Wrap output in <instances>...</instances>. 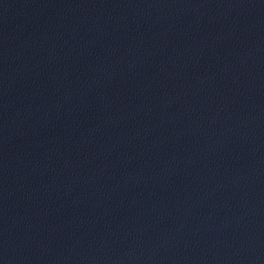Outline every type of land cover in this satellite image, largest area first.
Returning a JSON list of instances; mask_svg holds the SVG:
<instances>
[{"label": "water", "instance_id": "1", "mask_svg": "<svg viewBox=\"0 0 264 264\" xmlns=\"http://www.w3.org/2000/svg\"><path fill=\"white\" fill-rule=\"evenodd\" d=\"M100 264H264V24L186 156Z\"/></svg>", "mask_w": 264, "mask_h": 264}]
</instances>
